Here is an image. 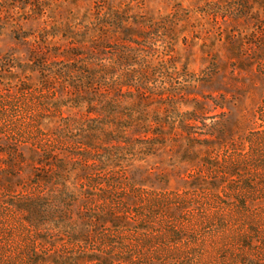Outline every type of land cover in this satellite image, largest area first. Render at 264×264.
I'll return each mask as SVG.
<instances>
[{"label":"rangeland","instance_id":"374dc122","mask_svg":"<svg viewBox=\"0 0 264 264\" xmlns=\"http://www.w3.org/2000/svg\"><path fill=\"white\" fill-rule=\"evenodd\" d=\"M0 264H264V0H0Z\"/></svg>","mask_w":264,"mask_h":264},{"label":"trees","instance_id":"16d2710c","mask_svg":"<svg viewBox=\"0 0 264 264\" xmlns=\"http://www.w3.org/2000/svg\"><path fill=\"white\" fill-rule=\"evenodd\" d=\"M90 55V54H89ZM108 71V69L107 68H105L104 69V74H105V76L107 75L106 74V72ZM76 72H81V70H76ZM80 76V75H79ZM84 78H86L87 80L88 79H91V72L90 71H86V73H84V75H82ZM81 76V77H82ZM89 82V81H88ZM91 82V81H90ZM89 82V83H90ZM126 85H128V87H135V88H139L140 90H141V87H142V85H136V84H131V83H127Z\"/></svg>","mask_w":264,"mask_h":264}]
</instances>
